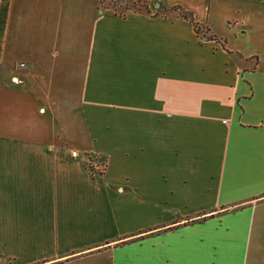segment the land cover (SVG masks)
Listing matches in <instances>:
<instances>
[{
	"label": "crops",
	"instance_id": "0c3cea01",
	"mask_svg": "<svg viewBox=\"0 0 264 264\" xmlns=\"http://www.w3.org/2000/svg\"><path fill=\"white\" fill-rule=\"evenodd\" d=\"M58 1L65 38L15 55L56 0H0V264H264V46L214 27L264 8Z\"/></svg>",
	"mask_w": 264,
	"mask_h": 264
},
{
	"label": "rangeland",
	"instance_id": "374dc122",
	"mask_svg": "<svg viewBox=\"0 0 264 264\" xmlns=\"http://www.w3.org/2000/svg\"><path fill=\"white\" fill-rule=\"evenodd\" d=\"M251 3H248V2ZM54 4L51 5L50 7V12L48 11V16H44L46 14L40 13V7L39 10H36L35 15V20L33 22V27L35 29V33H32L30 30L32 28L29 25L24 26L23 30L29 32H20L19 34L11 35L8 36V47H10L11 50H13V53L16 55L17 51H22V50H27L29 48H34V46H37L38 44H46V43H53L54 39L58 40L59 38L64 39L65 36L61 35L63 34V29L61 34L59 30L56 35L50 36L48 39L45 36H41L37 34V30L39 28H42L44 26L49 27L51 30L53 28L55 29V26L57 24V17L59 18L60 13L65 15L61 9L67 8L68 5L65 3L64 6L62 2L56 0V3L53 2ZM141 0H107L102 3H98L99 8H110L116 12H122L125 10V6L127 5L128 8H141ZM228 7V6H227ZM257 8L261 7L260 9L264 8V0H232V8L228 7V11H233L231 16H237L235 14V11L237 9L239 10H244L245 8ZM48 9V6H44L42 10ZM65 10V9H64ZM53 11V12H52ZM68 15V13L66 14ZM47 18V19H46ZM235 18V17H234ZM234 20V21H232ZM228 21H222V20H216L214 22V27L215 30H219L222 32V30L225 32V26L231 27L230 30H239V32H242L240 30V25L241 22H243V27L242 29L245 30L244 33L241 34H235V35H228L227 41L229 42L228 44L230 46H236L240 49H242L244 52H250L252 51L254 54L259 52L262 54L263 52V46H264V35H262L261 28L264 26V20H255V19H244L243 21L239 19H232ZM229 25H227V23ZM240 24V25H239ZM57 30V29H56ZM55 30V32H56ZM231 33V31H230ZM233 44V45H231Z\"/></svg>",
	"mask_w": 264,
	"mask_h": 264
},
{
	"label": "trees",
	"instance_id": "16d2710c",
	"mask_svg": "<svg viewBox=\"0 0 264 264\" xmlns=\"http://www.w3.org/2000/svg\"><path fill=\"white\" fill-rule=\"evenodd\" d=\"M104 1H107V0H97V2L99 4L104 2ZM141 2H142L141 8L132 7L131 9L148 11L147 4L143 0H141ZM127 8H128V6L126 5L125 9H127ZM159 12L161 14L174 12V13H176V15L178 17L189 21L192 24L193 29L196 32L197 36L201 39L209 40V39H215L216 38L213 34L209 33L207 27H205L204 25H202L201 23H199L193 19L192 12L190 10L184 9L180 5H172L169 9H162V10H159ZM96 163L98 166L99 165L98 162H96ZM99 171H100V168H99Z\"/></svg>",
	"mask_w": 264,
	"mask_h": 264
},
{
	"label": "built area",
	"instance_id": "2783aa9c",
	"mask_svg": "<svg viewBox=\"0 0 264 264\" xmlns=\"http://www.w3.org/2000/svg\"><path fill=\"white\" fill-rule=\"evenodd\" d=\"M22 65V63H21ZM86 168L89 173H94V172H99V167L97 166L96 162H87L86 163Z\"/></svg>",
	"mask_w": 264,
	"mask_h": 264
}]
</instances>
